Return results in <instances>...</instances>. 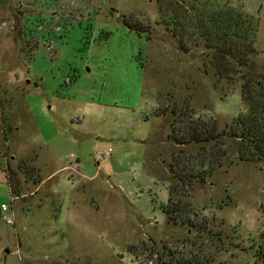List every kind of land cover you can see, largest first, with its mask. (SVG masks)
I'll list each match as a JSON object with an SVG mask.
<instances>
[{
  "label": "rangeland",
  "instance_id": "1",
  "mask_svg": "<svg viewBox=\"0 0 264 264\" xmlns=\"http://www.w3.org/2000/svg\"><path fill=\"white\" fill-rule=\"evenodd\" d=\"M211 1L259 20L263 67L264 0ZM0 3V205L14 216L0 215L3 264H264L263 162L224 140L204 145L227 152L204 183L170 171L181 149L202 156L170 138L176 106L219 131L247 107L201 49L182 52L167 1ZM169 186L189 204L177 224L163 211Z\"/></svg>",
  "mask_w": 264,
  "mask_h": 264
},
{
  "label": "trees",
  "instance_id": "2",
  "mask_svg": "<svg viewBox=\"0 0 264 264\" xmlns=\"http://www.w3.org/2000/svg\"><path fill=\"white\" fill-rule=\"evenodd\" d=\"M165 1L168 4L162 11V22L166 30L179 37L182 52L201 49L203 66L207 73L213 74L215 84L239 82L241 99L247 107L245 113L219 131L215 120L195 116L192 108L179 111L176 106L172 115L177 120L172 123L170 138L182 147L199 145L197 152L202 156L196 159L193 154L179 150L170 164L174 179L189 187L204 183L221 165L217 159L227 154L226 151L214 153L212 149L207 155L204 145L218 142L217 147H220L224 140L238 141L240 161L264 163V66L256 63L259 20L229 2L220 8L211 0ZM177 121L182 125L179 129ZM6 177L8 181L7 174ZM167 190L169 199L163 211L168 222H183L189 205L184 201L183 191L177 186H169ZM259 253L264 262V251Z\"/></svg>",
  "mask_w": 264,
  "mask_h": 264
},
{
  "label": "built area",
  "instance_id": "3",
  "mask_svg": "<svg viewBox=\"0 0 264 264\" xmlns=\"http://www.w3.org/2000/svg\"><path fill=\"white\" fill-rule=\"evenodd\" d=\"M49 33H50V31H49ZM111 151L112 150L109 149L106 154L110 153ZM102 158H103V156L101 155V159ZM9 211H10V207L8 205H6V204L0 205V215H2L3 219L6 221L7 224L13 225L14 224V219H13L14 216H13V214H12V216L9 215Z\"/></svg>",
  "mask_w": 264,
  "mask_h": 264
},
{
  "label": "crops",
  "instance_id": "4",
  "mask_svg": "<svg viewBox=\"0 0 264 264\" xmlns=\"http://www.w3.org/2000/svg\"><path fill=\"white\" fill-rule=\"evenodd\" d=\"M4 5L5 4H3V3H0V6H3L4 7ZM18 7V6H17ZM81 175V174H80ZM82 177H83V175H82ZM9 187V186H8ZM9 191H10V189H9ZM11 194V193H10ZM3 262H4V260H2V259H0V264L2 263L3 264Z\"/></svg>",
  "mask_w": 264,
  "mask_h": 264
},
{
  "label": "water",
  "instance_id": "5",
  "mask_svg": "<svg viewBox=\"0 0 264 264\" xmlns=\"http://www.w3.org/2000/svg\"><path fill=\"white\" fill-rule=\"evenodd\" d=\"M6 252H7V253H9V251H8V250H7Z\"/></svg>",
  "mask_w": 264,
  "mask_h": 264
}]
</instances>
